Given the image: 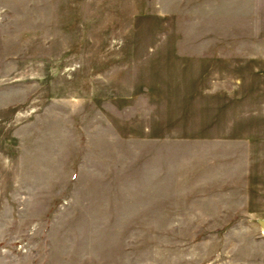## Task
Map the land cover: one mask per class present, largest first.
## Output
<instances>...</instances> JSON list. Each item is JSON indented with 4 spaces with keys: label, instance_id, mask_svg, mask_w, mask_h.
<instances>
[{
    "label": "rangeland",
    "instance_id": "obj_1",
    "mask_svg": "<svg viewBox=\"0 0 264 264\" xmlns=\"http://www.w3.org/2000/svg\"><path fill=\"white\" fill-rule=\"evenodd\" d=\"M230 140L264 156V0H0V264H264V211L198 224Z\"/></svg>",
    "mask_w": 264,
    "mask_h": 264
},
{
    "label": "crops",
    "instance_id": "obj_2",
    "mask_svg": "<svg viewBox=\"0 0 264 264\" xmlns=\"http://www.w3.org/2000/svg\"><path fill=\"white\" fill-rule=\"evenodd\" d=\"M249 147L250 145H247L244 141L230 140V194H228V192L226 191L221 192L222 199L216 197L214 200L210 199L206 194H201L199 199L196 200L198 203L203 205L207 204L208 202L213 203V201L220 203L222 200V202H230V208L224 207L221 210V213L222 211L224 212L218 215V218H214L215 216L207 215L208 211H210L209 208L200 209L201 212L203 210V213L199 214L197 218H204V221L210 222L198 223L199 225H236L237 223H234L233 221H244L245 219L247 221L248 219H252L250 214L251 210H255V212H260L255 213L253 215L254 219H256L258 216H261L260 214L262 213V211H264V176L263 174H261L259 169L258 176L254 177V180L257 181V183L255 184V190L251 191L250 186L251 180H253V178L250 175V163H264V156L261 154V150L259 152L260 154H252V152H250ZM234 164H237L236 171H232L231 169ZM239 179L243 182L244 186H246V189L243 187L242 190L240 189V191L236 193L234 190L237 189V187L235 188L233 186V184H235L233 180L239 181ZM228 196H230L229 199L227 198ZM234 204H238L239 206L237 208H234ZM226 212L229 213L230 216L227 215ZM226 216H229L228 218L230 222H211L212 219L221 220V217ZM257 221L260 224V221Z\"/></svg>",
    "mask_w": 264,
    "mask_h": 264
},
{
    "label": "water",
    "instance_id": "obj_3",
    "mask_svg": "<svg viewBox=\"0 0 264 264\" xmlns=\"http://www.w3.org/2000/svg\"><path fill=\"white\" fill-rule=\"evenodd\" d=\"M260 225L262 226V228L264 229V222L260 221Z\"/></svg>",
    "mask_w": 264,
    "mask_h": 264
}]
</instances>
